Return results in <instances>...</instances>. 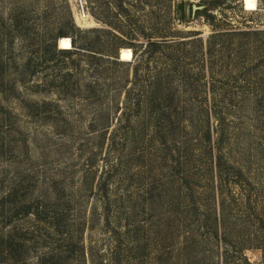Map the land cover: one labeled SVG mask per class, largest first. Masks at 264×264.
Segmentation results:
<instances>
[{
	"label": "trees",
	"instance_id": "1",
	"mask_svg": "<svg viewBox=\"0 0 264 264\" xmlns=\"http://www.w3.org/2000/svg\"><path fill=\"white\" fill-rule=\"evenodd\" d=\"M172 2L85 0L89 13L99 22L111 28L126 22L129 42H123L107 29L78 27L67 6L60 14L61 32L43 47L44 60L70 61L72 73L57 68L50 77L54 80L50 85L57 82L59 87L68 88L71 74L86 68L94 78L83 80L82 85L77 81L75 97L103 103L104 107L89 123L96 142L90 144L85 157L80 177L82 192L72 193L73 189L58 185L54 202L37 201L17 212L26 215L35 211V217L48 219L61 238L49 256H40L37 264H83L87 259L89 264H122L123 258L131 257V246L144 241L143 259L149 255L145 250L153 244L157 264H169L175 258L179 264H252L244 255L247 249L260 250L262 258L258 264H264V185L253 182L244 162L232 160L226 152L245 99L252 97L255 114L264 112V89L247 90L240 83L250 84L253 80L255 84H264V78H249L246 72L218 77L213 71L216 64H222L223 58L227 62L232 60L225 56L232 42L221 39L220 34L211 35L204 42L193 40L191 50L185 47V41L174 39L146 37L145 44H135L136 24L132 23L130 9L152 3L159 8L160 16L169 21L164 13ZM178 11H184L182 4ZM113 18L115 24L111 22ZM97 32L113 35L116 41L106 46L104 42L100 44L101 36L97 42L88 40L90 34ZM83 35L86 36L83 42H78L77 37ZM165 35L160 33L157 37L166 38ZM58 36L63 49L55 44ZM123 44L132 48L134 60L127 63L131 73L115 86L117 67L125 62L117 59V49ZM243 46L251 45L247 42ZM260 46L259 40L252 43L256 51ZM260 59L264 63V57ZM194 64L199 65L195 73L190 69ZM3 79L0 74L1 93L11 92L13 87L4 88ZM207 102L211 105L207 106ZM47 104L33 103L27 109L31 108L35 116L50 113L43 107ZM97 160L104 163L99 176L95 168ZM15 193L16 190L8 196ZM82 195L95 197L105 207L104 230L109 240L103 249L98 245L86 247L79 240L76 227L73 228L71 213L82 203ZM134 197L147 206L163 203L159 218L173 220L172 240L159 236L149 243L143 232L141 236L139 233L132 236L119 222L111 225L112 218L121 220L123 204ZM3 200L0 199V210L5 214L7 201ZM147 213L153 214L154 209ZM138 228L141 232V227ZM179 234L182 241L177 245L173 238ZM20 247L7 244L8 258L21 257ZM14 264H21L20 258Z\"/></svg>",
	"mask_w": 264,
	"mask_h": 264
},
{
	"label": "rangeland",
	"instance_id": "2",
	"mask_svg": "<svg viewBox=\"0 0 264 264\" xmlns=\"http://www.w3.org/2000/svg\"><path fill=\"white\" fill-rule=\"evenodd\" d=\"M179 4L183 5L184 11H178ZM150 5L130 9L134 19L132 23L136 24L135 44H145L146 37L152 40L174 39L185 41V47L191 50L193 40L204 42L211 35L220 34L223 35L221 39L232 42L231 48L225 51V56H230L232 60L227 62L223 58L222 64H216L213 71L217 76H238L246 72L249 78H264V63L260 59L264 57V0H173L168 12L164 13L169 16V21L160 16L159 8L152 3ZM66 6L78 27L107 29L123 42H129L130 30L126 22L120 27L112 25V28L99 22L89 13L85 0H0V74L4 76V88L13 87L7 93H1L3 88L0 87V199L7 201L4 204L6 213L0 210V243L3 242L0 246V264H14L18 258L21 264H37L40 256H49L57 247V240L61 238L56 235L48 219L38 220L33 210L26 215L17 212H20V207L37 201L54 202L58 185L73 189L72 193L82 192L80 177L85 157L90 151V144L96 142V135L90 132L89 123L104 105L75 97L76 82L82 85L83 80H91L94 76L81 66L76 75L71 74L68 88L59 87L57 82L50 85L54 81L50 77L57 68L72 73L70 61L44 60L43 47L51 41L50 38L60 34V14L63 15ZM193 6L198 9L193 10ZM94 11L95 14L100 12L97 5ZM114 19L111 20L112 24H115ZM160 33L167 37L158 38ZM113 35L97 32L90 34L88 40L97 42L101 36L100 44L104 42L110 46L116 41ZM60 37L55 38L56 45ZM85 37L78 36V42L82 43ZM255 40L261 42L259 51L252 47ZM247 42L251 46H243ZM117 57L125 62L117 67L115 86L127 78L128 72L131 73L127 63L134 60L132 48L123 44L117 49ZM196 67L199 65H192L191 71L197 72ZM262 83L255 84L250 80V84L241 82L239 86L247 90L256 87L262 90ZM43 102L48 103L43 107L50 113L35 116L31 108L27 109L29 104ZM210 105L207 102V106ZM254 105L252 97L243 102L241 112L237 114L239 120L234 121V134L226 152L232 160L244 162L253 182L264 185V112L255 114ZM212 124L215 125L213 119ZM103 150L107 151L105 146ZM95 168L99 176L104 163L97 160ZM15 190L14 196H8ZM84 196H81L82 203L71 213L73 228L75 230L76 227L79 240L86 247L98 245L103 249L109 240V234L104 230L105 207L95 197ZM123 207L121 220L112 218L111 225L119 222L132 236L135 233L141 236L143 232L149 238V243L159 236L172 240L173 220L159 218L158 212L162 211L163 203L152 206L148 203L147 206L134 197ZM150 208L154 209L151 215L147 213ZM180 235L173 238L174 244L182 241ZM144 242L133 244L131 257L123 258L121 263L157 264L154 263L156 254L153 244H149L145 250V254L149 255L143 259ZM9 243L14 247L21 246V257L8 258L5 250ZM244 255L252 264L260 263L262 258L261 251L257 249H247ZM170 262L179 264L176 258ZM89 263L88 259L83 262Z\"/></svg>",
	"mask_w": 264,
	"mask_h": 264
},
{
	"label": "water",
	"instance_id": "3",
	"mask_svg": "<svg viewBox=\"0 0 264 264\" xmlns=\"http://www.w3.org/2000/svg\"><path fill=\"white\" fill-rule=\"evenodd\" d=\"M192 8H193V10H196V9H198V8H197V7H195V6H193ZM57 46H58V49H63V48H59L60 46H59L58 42H57Z\"/></svg>",
	"mask_w": 264,
	"mask_h": 264
},
{
	"label": "bare ground",
	"instance_id": "4",
	"mask_svg": "<svg viewBox=\"0 0 264 264\" xmlns=\"http://www.w3.org/2000/svg\"><path fill=\"white\" fill-rule=\"evenodd\" d=\"M59 40V39H58Z\"/></svg>",
	"mask_w": 264,
	"mask_h": 264
}]
</instances>
